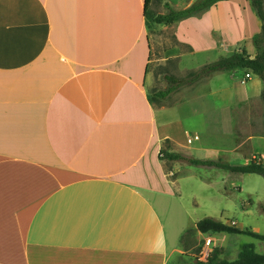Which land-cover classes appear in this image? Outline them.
Segmentation results:
<instances>
[{
    "label": "crops",
    "instance_id": "obj_1",
    "mask_svg": "<svg viewBox=\"0 0 264 264\" xmlns=\"http://www.w3.org/2000/svg\"><path fill=\"white\" fill-rule=\"evenodd\" d=\"M194 1L152 0L147 12ZM237 3L247 21L235 41L218 29L230 43L261 26L251 0ZM145 7L0 0V264H171L187 255L189 228L174 211L183 209L180 160L162 150L168 142L167 151L194 156L196 141L194 151L206 150L199 141L210 104L179 87L152 99L148 86L159 64L195 70L188 59L212 39L196 18L210 20L215 6L170 24L149 21ZM161 30L176 44L161 45ZM188 107L196 126L182 115Z\"/></svg>",
    "mask_w": 264,
    "mask_h": 264
},
{
    "label": "rangeland",
    "instance_id": "obj_2",
    "mask_svg": "<svg viewBox=\"0 0 264 264\" xmlns=\"http://www.w3.org/2000/svg\"><path fill=\"white\" fill-rule=\"evenodd\" d=\"M237 2L238 0H233L226 4L223 0L219 1L214 5L210 20L198 22L196 18V23L207 28V36L208 30L212 32L211 47L213 44L219 45L217 49L206 48L188 59L189 67L195 69L194 71L200 69L203 64L236 51L246 50L251 55L255 54L252 39L239 43L226 42L218 30L221 27L220 30L231 39L238 32L240 19L247 21L246 11L242 10ZM251 9L253 10L252 6ZM213 27L216 29L210 30ZM160 35L161 45L170 47L176 44V39L169 30H161ZM233 38L232 42L235 41ZM155 67V79L150 81L148 86L151 96L171 86L168 75L184 79L191 72L176 71L175 63L159 64ZM245 72V69L238 68L216 71L177 89L179 95L192 89L195 95L204 92L210 104L209 118L206 116V127L202 128L203 134L199 141L204 144L206 150L194 151L192 147L197 141L189 144L195 157H208L232 163L257 159L264 163V84L254 72L251 73L252 77L244 82ZM189 109L185 108L186 111L182 115L186 118V124L193 127L199 124L200 120L190 118ZM168 145V142L164 143L162 157L165 156ZM176 176L180 177L181 190L176 196L183 209L177 208L174 211L180 210L184 213L185 228L189 229L182 237L181 243L187 255H179L171 264H195L197 258L205 260L215 246L222 247V256L230 260L237 257L245 243H253L257 251L264 253V241L253 236L209 233L205 237H199L197 229L192 227L193 222L211 216L226 223L264 233L263 176L257 173L231 172L217 167L196 166L186 161H180L179 169L174 173V177Z\"/></svg>",
    "mask_w": 264,
    "mask_h": 264
},
{
    "label": "trees",
    "instance_id": "obj_3",
    "mask_svg": "<svg viewBox=\"0 0 264 264\" xmlns=\"http://www.w3.org/2000/svg\"><path fill=\"white\" fill-rule=\"evenodd\" d=\"M151 1L152 0H146L145 13L147 15V19L155 23L170 24L176 20L187 18L209 10L222 0H195L186 8H169L168 12L158 14L156 16H150L147 12ZM251 4L256 15L261 21L260 31L255 33L252 38L255 48L254 55H251L246 50L236 51L231 55L223 56L213 62L207 63L196 71H191L188 77L184 79H179L174 75H168L167 78L170 80L171 86L165 90L155 93V95H152L151 97H166L168 94L184 84L197 81L216 71L233 70L236 68L254 72L262 79L264 84V0H251ZM163 158L186 161L187 163L196 166L217 167L231 172L257 173L264 177V163L257 159H252L251 161L245 163H232L212 158H198L176 151H166ZM196 229L205 234H246L264 241V233L254 231L250 228H242L234 224L226 223L225 221L211 216L198 220L196 223ZM195 264H264V253L257 251L253 243H245L241 246L237 257L230 260L227 257L222 256V247L215 246L205 260L197 258Z\"/></svg>",
    "mask_w": 264,
    "mask_h": 264
},
{
    "label": "built area",
    "instance_id": "obj_4",
    "mask_svg": "<svg viewBox=\"0 0 264 264\" xmlns=\"http://www.w3.org/2000/svg\"><path fill=\"white\" fill-rule=\"evenodd\" d=\"M251 73H252V71L246 70L245 75L243 77L244 82L246 81V79H250L252 77ZM195 138H198V136L196 135ZM188 141L191 142L192 139L190 138ZM209 242H211V241H209Z\"/></svg>",
    "mask_w": 264,
    "mask_h": 264
}]
</instances>
